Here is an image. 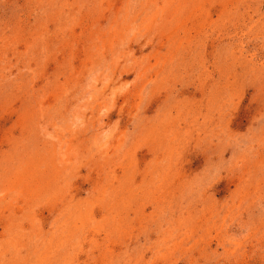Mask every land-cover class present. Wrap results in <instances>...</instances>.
Wrapping results in <instances>:
<instances>
[{
	"label": "rangeland",
	"instance_id": "374dc122",
	"mask_svg": "<svg viewBox=\"0 0 264 264\" xmlns=\"http://www.w3.org/2000/svg\"><path fill=\"white\" fill-rule=\"evenodd\" d=\"M0 264H264V0H0Z\"/></svg>",
	"mask_w": 264,
	"mask_h": 264
},
{
	"label": "bare ground",
	"instance_id": "6f19581e",
	"mask_svg": "<svg viewBox=\"0 0 264 264\" xmlns=\"http://www.w3.org/2000/svg\"><path fill=\"white\" fill-rule=\"evenodd\" d=\"M115 191V190H114ZM50 222V221H49ZM76 241V240H75Z\"/></svg>",
	"mask_w": 264,
	"mask_h": 264
}]
</instances>
